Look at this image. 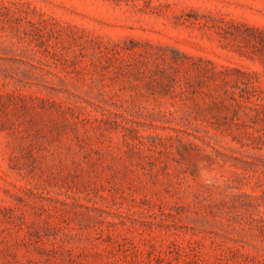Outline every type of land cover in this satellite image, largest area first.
Returning a JSON list of instances; mask_svg holds the SVG:
<instances>
[{"label":"rangeland","instance_id":"obj_1","mask_svg":"<svg viewBox=\"0 0 264 264\" xmlns=\"http://www.w3.org/2000/svg\"><path fill=\"white\" fill-rule=\"evenodd\" d=\"M0 264H264V0H0Z\"/></svg>","mask_w":264,"mask_h":264}]
</instances>
